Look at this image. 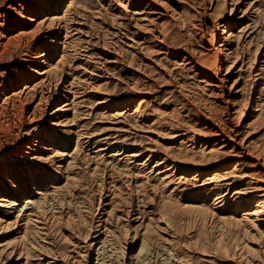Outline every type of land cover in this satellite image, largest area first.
<instances>
[{"label": "bare ground", "instance_id": "bare-ground-1", "mask_svg": "<svg viewBox=\"0 0 264 264\" xmlns=\"http://www.w3.org/2000/svg\"><path fill=\"white\" fill-rule=\"evenodd\" d=\"M100 2L98 13L105 21L108 15L110 24L107 27L115 30L121 40L127 41L131 52L129 62L120 54L111 52L107 42L98 44L99 39L94 41L93 35L84 32L85 22L80 17L72 18L64 12L62 16L39 18L46 8L44 3L36 5L34 19L26 20L22 31L15 37L7 39L3 35V40L7 39L3 48L15 43H33V51L25 56L26 73L10 82V86L0 85V98L3 97L0 101V131L13 128L17 133L16 139L20 141L19 156L14 157L16 167H0V207L16 209L19 207L17 201L28 194L29 188L34 196L24 199L19 210H23L27 218H38L46 209L63 207L81 212L86 200L75 193L73 169L82 163L89 178L99 177L100 183L95 185L104 186L99 201L102 199L113 208L126 203L136 209L160 210L172 219L181 200H190L205 193L206 197H215V205L225 204L229 199L238 204L245 198L250 199L256 206V215L263 217L259 222H264V146H252L249 150L246 140L247 128L264 123V41L253 45L250 39L252 31L247 33L241 28L246 20L250 21L251 15L247 10H253L254 5L250 3L237 16L245 0H201V9L190 7L187 0ZM259 13L264 20V9ZM238 27L241 30L236 32ZM175 29L182 32L183 46L171 39ZM63 33L65 42L69 34L77 37L73 47L58 42ZM59 48V59L53 65L49 57L53 53L55 55ZM80 50L87 53V60L74 67ZM88 54H96L99 62L90 63L92 58L89 60ZM169 59L174 60V67L166 70L161 62ZM180 59L181 63H178ZM59 71L72 77V81L66 86L61 85V88L56 85L60 81L57 79ZM241 72L249 74L254 85L250 87L248 96H244L241 107L236 108L233 107L235 96L241 88L239 91L235 89L241 80ZM231 73L238 77L228 93H224L223 83ZM116 80L124 85L125 97L118 101L105 93L96 98V105L103 109V114L113 113V127L107 132H127L124 130L127 125L125 115L130 112L133 126L129 127L146 134L152 145L130 150L123 144L115 154L107 156L110 145L117 144V139L114 137L107 145L108 139L105 138L108 137L104 136L101 141L104 145H99L90 155H84L92 137L73 132L70 128L75 116L72 113V119H69L67 114L75 106L77 98L90 100L94 92L100 93ZM190 80L195 82L198 90L208 95L207 100H203L202 94L186 88L185 84ZM10 90V94H5ZM162 92L166 99L173 101L172 108L162 104L163 107L158 108L164 111L150 112L149 104L155 102L154 99ZM254 95L255 106L248 114L251 122L245 124L243 118ZM54 97L58 99V106L44 117L45 107ZM216 98H221L219 109L225 114L220 121L214 119L216 113H212L209 107L212 103L213 110L216 109ZM201 102L208 104L209 109L201 108ZM31 104H35L33 110L24 117L23 109ZM165 113L169 115L168 121ZM180 118L186 119L185 126L178 124ZM43 119L46 130L40 129L41 125L39 127ZM59 136L74 142L70 154L61 152L57 143ZM163 140L168 142L161 144ZM175 151L177 153L173 154ZM153 161V166L147 167ZM47 174L56 175L65 183L60 188L54 187L52 195L42 193L35 185L38 175ZM123 179L127 181L122 182ZM66 189L74 193L69 195ZM255 218L254 221L257 220ZM107 235L105 232L104 236ZM148 243L145 237H141L134 255L125 258L120 245L105 239L99 243L96 260L99 259L100 264H155L157 261H151ZM164 259L167 262L163 263L167 264L169 258Z\"/></svg>", "mask_w": 264, "mask_h": 264}, {"label": "rangeland", "instance_id": "rangeland-1", "mask_svg": "<svg viewBox=\"0 0 264 264\" xmlns=\"http://www.w3.org/2000/svg\"><path fill=\"white\" fill-rule=\"evenodd\" d=\"M200 1L187 0L188 5L190 7L193 5L194 9L203 7ZM101 2L100 0H0V85L10 86V82L16 80L21 74L26 73L27 58L25 56L28 52L33 51V43H15L6 48L3 47L7 39L15 37L22 31L26 20L34 19L33 10L36 5L43 3L46 8L39 18L62 16L64 12L72 18L80 17L85 22L83 26L84 32L93 35L94 41L99 39V42L97 41L98 44L102 45L107 42L106 45H108L111 52L120 54L125 61L129 62L131 52L127 48V41L121 40L120 35L115 30H110L109 26L107 27L110 24L108 15L106 22L103 15L100 16L98 13L101 9ZM197 3H200V5H197ZM244 3L239 7L240 11L237 12V16L240 15L241 11L247 9L250 3L254 5L253 10H247V12L249 11L248 14L251 15L250 21L246 20L241 28L248 31L247 33L252 31L250 39L253 45L255 43L257 45L264 41V20L260 18L259 13L264 9V0H245ZM241 28L238 27L236 32L240 31ZM3 35L7 39L3 40ZM181 35L182 32L176 29L170 35L173 42L179 46L184 45ZM75 38L77 37L69 34L65 42L63 33L58 42H65L66 45L74 46ZM60 51L61 48L58 49L55 55L54 53L50 55L49 61L51 64L54 65L59 59ZM84 52L80 50L76 54L74 67L83 64L87 60V53ZM262 54L264 55V48L262 49ZM93 55H89L88 59L92 58L90 63L91 61L92 63L99 62L97 55ZM181 56H184V53ZM172 61L174 60L169 59L166 62H161L162 67L166 70H171L174 67V62ZM178 63H181V59ZM223 74L224 71L221 75ZM237 77V74L229 75L223 83L224 93H228L229 87ZM240 77L241 80L235 90L239 88L243 90L240 89L242 93L239 90V93H236L235 106H233L236 108L241 107L243 100L248 96L250 87L254 85L246 72H241ZM57 79H60L56 83L59 88H61V85L66 86L72 81V77L62 75L60 71ZM116 81L106 87V89L101 90L100 93L97 92L95 94L94 92V97L90 100L77 98L75 106L67 114L69 119H72L73 115L75 116L73 126L70 128L73 132H82L84 136L92 137H90L92 139L90 144L84 150V155H90L97 150L99 145H104L101 141L105 137H108L105 138L108 139L107 145L112 143L111 141H113L114 137L117 139L115 140L117 144L110 145L112 147L107 156L115 154L124 145L125 148L130 150L143 149L152 145V142L147 140L146 134L138 130H132V127H129L133 126V118L130 116V112L125 115V122L128 126H124V130H127V132L116 134L107 132L110 131L108 130L110 127H113L111 125L113 113L107 112L103 114V109L96 105V98L102 97L105 93L112 95L118 101L125 97L127 91L124 85L119 80ZM115 84L117 85L116 87L114 86ZM185 85H187L186 88L188 87L189 91L202 94L203 100H207L208 95L198 90L195 82L190 80ZM22 86L23 83L20 87ZM235 90L232 91L235 92ZM10 93L11 90L5 94L8 95ZM255 98L256 96L254 95L247 106V112L243 118L245 124L251 122L248 114L251 113V109L255 106ZM2 99L3 97L0 98V101ZM60 99L61 101L63 100L62 98ZM57 101L58 99L54 97L47 103L44 117L46 115L48 117L56 109L58 106ZM154 101L149 104L150 112L154 113L164 111L158 108L162 104L168 105L169 109L174 104L170 99H166V95L163 92ZM214 101V108H216L214 110L213 104H210L209 101L206 103H209L210 106L208 104L203 105L206 103L201 102L200 107L209 106L212 113H216L214 114V119L220 121L225 115L219 109L222 106H220L222 100L221 98H216ZM34 106L35 104H31L23 109L24 117L31 113ZM229 108H232V106ZM262 108L264 109V104ZM167 113L164 116L165 120L168 121L169 115H166ZM44 123H46L44 119L41 120L39 127L41 125L40 129L46 130ZM178 124L185 126L187 121L182 118ZM263 124L261 126L254 125L252 128L250 126L249 129H246L247 148L249 150H251L252 146H264ZM15 133L16 131L13 128H9L5 132L0 131V167L1 165L11 166L10 168L16 167L17 160L15 158L19 156L17 150L20 147V141L16 139L17 133ZM164 141L167 140L160 141V143L164 144ZM57 143L61 152L70 154L73 151L74 142L70 143L66 138L59 136ZM174 153H177V151ZM153 164L154 161L147 167H151ZM87 172L82 163H78L73 169V175L74 177L76 176L73 182V186L76 188L75 193L81 194L86 200L85 205L80 210L81 212L73 208L66 209L63 207L61 209L55 208L54 210L46 209L44 214L41 213L38 218H27L24 216L25 214L23 215V210L21 212L19 210L24 199L34 196L33 191L29 188L27 190V192L29 191L28 194L17 201L19 207L16 209L0 207V264H100L101 261L99 259L96 260V250L99 248L101 241L105 239L106 241H115L117 245L122 247L123 256L130 258L134 255L136 248H138L141 237H145L149 242L148 246L150 248L148 247V251H151L150 257L153 259L151 261L156 259L155 262L157 261L158 264H165L163 263L167 262L164 259L165 257L169 258L167 264H264V222H259L263 217L256 215V206L252 200L245 198L238 204L234 202V199H229L225 204L215 205L214 196L206 197L205 193H202L190 200H181L176 209V215L170 219L166 213L160 210L136 209L126 203H121L119 207L113 208L107 202H103L102 199L99 201V197L104 192V186H98V188L95 184L100 183H98L99 177L95 179L92 177L91 179ZM35 181L36 189L41 190L44 194H51L54 187L60 188L65 184L60 177L51 174H47V176L38 175ZM126 181L127 179L122 180V182ZM68 191L66 192L69 195L74 193L70 190ZM256 216L258 217L255 218ZM254 218L258 222L257 220L255 222ZM105 232L108 234L107 236H104Z\"/></svg>", "mask_w": 264, "mask_h": 264}]
</instances>
